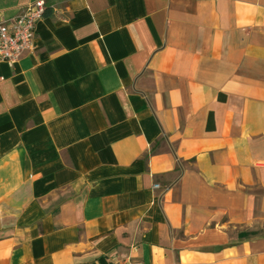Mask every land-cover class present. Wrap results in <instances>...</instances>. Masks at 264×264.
I'll list each match as a JSON object with an SVG mask.
<instances>
[{
  "label": "crops",
  "instance_id": "crops-1",
  "mask_svg": "<svg viewBox=\"0 0 264 264\" xmlns=\"http://www.w3.org/2000/svg\"><path fill=\"white\" fill-rule=\"evenodd\" d=\"M44 1L0 62V264H264V0Z\"/></svg>",
  "mask_w": 264,
  "mask_h": 264
},
{
  "label": "built area",
  "instance_id": "built-area-1",
  "mask_svg": "<svg viewBox=\"0 0 264 264\" xmlns=\"http://www.w3.org/2000/svg\"><path fill=\"white\" fill-rule=\"evenodd\" d=\"M45 6L44 0H37L23 6L15 17L0 19V62L12 66L34 49L35 26L43 17ZM153 189L157 190L159 186L154 185Z\"/></svg>",
  "mask_w": 264,
  "mask_h": 264
}]
</instances>
